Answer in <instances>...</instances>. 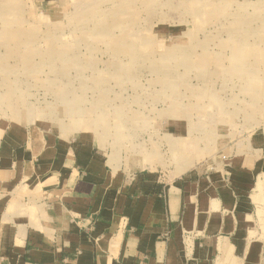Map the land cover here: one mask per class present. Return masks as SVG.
Here are the masks:
<instances>
[{
    "label": "rangeland",
    "instance_id": "rangeland-1",
    "mask_svg": "<svg viewBox=\"0 0 264 264\" xmlns=\"http://www.w3.org/2000/svg\"><path fill=\"white\" fill-rule=\"evenodd\" d=\"M31 129L124 173L263 166L264 0H0V165Z\"/></svg>",
    "mask_w": 264,
    "mask_h": 264
},
{
    "label": "crops",
    "instance_id": "crops-1",
    "mask_svg": "<svg viewBox=\"0 0 264 264\" xmlns=\"http://www.w3.org/2000/svg\"><path fill=\"white\" fill-rule=\"evenodd\" d=\"M8 139L0 264H264V165L124 173L36 129Z\"/></svg>",
    "mask_w": 264,
    "mask_h": 264
}]
</instances>
